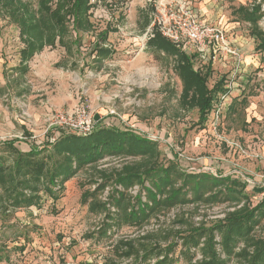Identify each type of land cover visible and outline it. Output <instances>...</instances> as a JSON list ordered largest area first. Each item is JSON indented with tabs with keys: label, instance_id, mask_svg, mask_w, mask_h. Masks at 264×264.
<instances>
[{
	"label": "rangeland",
	"instance_id": "1",
	"mask_svg": "<svg viewBox=\"0 0 264 264\" xmlns=\"http://www.w3.org/2000/svg\"><path fill=\"white\" fill-rule=\"evenodd\" d=\"M21 1L36 9V0ZM90 3V31L77 39L73 19L67 17L65 48L56 41L26 64H19L24 44L18 27L0 9V138L24 147L21 144L44 141L48 134L52 142L57 129L67 137L88 138L100 128L140 135L157 142L165 158L175 159L188 172L237 180L250 198L236 208H254L264 198V53L256 51L250 32H264V20L255 28L248 23L237 26L233 12L242 7L259 8L264 13V0ZM48 4L53 9L56 0H48ZM172 19L222 27L225 42L239 52L241 60L225 54L221 44L205 47L203 52L189 46L188 52H183L159 32V25L167 27ZM106 29L107 41L100 43L97 34ZM150 30L152 37L144 38ZM156 35L186 56L194 72L209 74V91L223 80L221 92L213 93L203 123L198 107L187 99L182 101L183 86L177 74L180 61L146 45ZM98 46L110 52L107 59L95 57ZM229 84L234 88L229 91L231 99L220 103ZM235 100L245 103L235 102L232 111L229 108ZM0 160L11 163V151L5 145H0ZM133 162L138 161L104 157L97 167L79 170L61 191L55 187L56 200L40 192L39 201L31 207L0 211V247L6 250L3 257L9 259L0 264H125L115 253L118 240L180 230L179 218L187 224L209 226L234 210L230 204L180 206L141 228L110 230L108 238L96 241L94 234L103 216L93 204L105 201L110 186L95 197L84 199L85 195L100 184L99 171L111 174ZM137 192L134 188L131 196ZM214 241L221 254L220 238L215 236ZM19 246L24 248L22 253L14 250ZM237 262L234 258L228 264Z\"/></svg>",
	"mask_w": 264,
	"mask_h": 264
},
{
	"label": "trees",
	"instance_id": "2",
	"mask_svg": "<svg viewBox=\"0 0 264 264\" xmlns=\"http://www.w3.org/2000/svg\"><path fill=\"white\" fill-rule=\"evenodd\" d=\"M36 1L34 10L21 0H0V9L18 27L19 39L24 44L19 52L21 64L29 62L45 47L52 48L56 41L65 48L67 17L73 19L77 39L92 28L89 11L93 4L90 0H56L53 9L48 0ZM233 13L252 28L264 20L259 8L239 7ZM108 33L106 29L103 34H97L100 43L107 41ZM250 35L256 42V51L264 53V32L252 30ZM146 45L180 61L177 74L183 86L182 101L187 99L198 107L199 121L203 123L212 105L213 93L221 92L223 80L209 91L206 87L209 74L201 76L194 72L186 56L178 54L159 35ZM95 49V57L100 61L110 55L105 48ZM235 102L244 104L245 100L232 101L229 108L232 111L237 107ZM56 131L52 142L48 134L44 141L21 144L25 148L10 139L0 142L7 146L12 156L10 164L0 160V211L6 213L10 208L31 207L39 201L40 192L56 200L55 187L61 191L79 170L97 167L104 157L133 158L138 162L126 164L120 171L111 174L99 171L100 184L85 195L84 199L95 197L110 186L105 201L93 204L103 216L94 234L96 241L108 238L110 230L141 228L152 218L176 207L230 204L234 210L209 226L187 224L179 218L176 223L180 230H159L136 240H118L115 253L127 262L125 264H228L234 258L237 264H264V237L260 236L264 235V198L252 209L246 206L237 209L241 202L250 198L243 194L237 180L188 172L175 159L165 158L157 142L140 135L100 128L90 137L82 138L81 135L63 136L61 131ZM134 188L138 192L131 196ZM215 236L220 238L221 254L216 251ZM14 250L22 253L24 248L19 246ZM4 254L6 250L0 247V261L7 263L9 259L3 257Z\"/></svg>",
	"mask_w": 264,
	"mask_h": 264
},
{
	"label": "built area",
	"instance_id": "3",
	"mask_svg": "<svg viewBox=\"0 0 264 264\" xmlns=\"http://www.w3.org/2000/svg\"><path fill=\"white\" fill-rule=\"evenodd\" d=\"M159 32L162 37L169 39L175 47L180 48L183 52L187 53L189 46H194L198 51L203 52L205 47H214L221 44L225 54L238 61L241 60L239 52L225 42V31L222 27L198 23L193 19L183 21L172 19V23L167 27L164 24L159 25ZM151 33V30L146 32L144 38H151ZM229 85L227 86L228 90L220 96V103L221 101L228 102L231 99L232 92L229 91H233L234 88L232 84ZM5 140L7 139L0 138V142ZM247 182L250 183L248 180Z\"/></svg>",
	"mask_w": 264,
	"mask_h": 264
},
{
	"label": "crops",
	"instance_id": "4",
	"mask_svg": "<svg viewBox=\"0 0 264 264\" xmlns=\"http://www.w3.org/2000/svg\"><path fill=\"white\" fill-rule=\"evenodd\" d=\"M236 11V10H235ZM235 16V15H234ZM235 22H236V25L238 26V24L239 23H245V24H247L246 22H244V21H241V20H239V19H237V17L235 16ZM154 26V25H153ZM255 41V40H254ZM256 43V42H255ZM254 57H256V55L254 56ZM249 58H251V57H249ZM251 59H253V62L254 61H256L255 59L256 58H251ZM251 62V61H250ZM252 63V62H251ZM19 64H20V61H19ZM25 148V147H24ZM259 153H261V150H260V148H258V150H257ZM258 154V153H257Z\"/></svg>",
	"mask_w": 264,
	"mask_h": 264
}]
</instances>
